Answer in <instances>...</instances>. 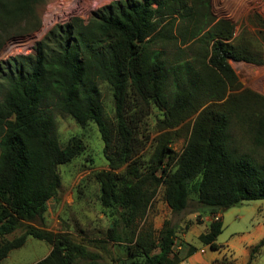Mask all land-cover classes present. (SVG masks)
Segmentation results:
<instances>
[{"label": "trees", "instance_id": "1", "mask_svg": "<svg viewBox=\"0 0 264 264\" xmlns=\"http://www.w3.org/2000/svg\"><path fill=\"white\" fill-rule=\"evenodd\" d=\"M39 2L0 0V47L10 36L27 32L28 14L35 13ZM234 31L232 22L213 17L211 0H117L87 23L73 17L56 25L36 44L33 55L0 62L5 89L0 100V238L29 223L20 236L0 241V262L32 237L52 247L36 264H101L113 254L110 244L123 254L110 257L118 264H179L197 247L184 243L187 251H176L177 231L167 222L158 232L151 226L140 228L160 186L174 214L184 212L194 200L199 213L214 217L198 240L218 250L217 238L224 228L220 212L264 200V167L230 149L234 115L255 144L264 146V113L248 111L253 104L264 109V98L248 90L237 95L240 86L226 62L227 57L251 63L262 59L234 43ZM196 41L195 65L201 71H193L191 63L163 58L161 50L168 46ZM171 75L174 86L168 92ZM100 82L113 91L114 129L105 120ZM207 93L223 103L202 109ZM141 104H153L163 112V129L179 126L202 109L181 154L159 143L148 164L134 159L136 119L129 111ZM55 111L81 126L95 123L104 142L110 170L96 173L95 179L101 205L113 220L105 239L98 241L105 256L68 233L32 225L44 221L48 201L58 195V167L84 151L78 137L60 144Z\"/></svg>", "mask_w": 264, "mask_h": 264}, {"label": "rangeland", "instance_id": "2", "mask_svg": "<svg viewBox=\"0 0 264 264\" xmlns=\"http://www.w3.org/2000/svg\"><path fill=\"white\" fill-rule=\"evenodd\" d=\"M117 0H40L36 5L35 13L28 14L25 32L22 35H12L0 47V62L8 61L19 55H33L34 48L44 36L56 25H63L73 17H78L87 23L93 15L105 6ZM211 13L215 19H225L235 25L234 43L248 49L253 56L262 59V63H251L244 60L226 58V62L237 78L240 89L237 95L251 91L264 98V0H211ZM39 21V23H38ZM39 25L37 29L34 27ZM34 28V29H32ZM31 29V30H29ZM199 43L196 41L186 46H168L161 50L163 58L171 63L188 62L193 65V71H201L199 64L195 65L196 54L199 52ZM161 49L160 46L156 48ZM168 92L173 89V75L170 76ZM0 82V100L5 94ZM105 120L111 128H115V105L111 87L100 82L98 85ZM232 92H229V94ZM227 94V95H229ZM203 107L210 104H221L211 93L202 96ZM141 108L130 110L131 117L136 119L132 124L136 129L137 154L135 160L143 165L150 162L154 156L157 144L163 143L173 150L176 155L183 152L198 117L191 115L182 124L175 128L163 129V112L153 104H141ZM251 114H263L260 105H251L248 108ZM56 135L61 145H65L72 137H78L84 145L83 153L72 162L58 167L61 176V186L56 198L47 203V213L44 221L36 220L33 226L44 228L54 233H68L74 241L84 244L92 252H106L99 247L98 241L105 239L108 227L112 226V217L109 209L103 208L100 202V184L95 175L101 171H108V161L104 155V142L95 123L85 126L79 125L71 116L61 112H54ZM230 149L238 154H247L255 159L259 166L264 167V146H257L253 135L248 134L239 123L236 115L232 117L230 125ZM125 168V167H124ZM124 168L117 171H123ZM164 187L160 186L149 207L146 219L140 222L142 226L152 227L158 232L167 222L177 231L175 250L185 253L184 243L200 247L199 233H204L213 216L199 213L194 204L181 214H174L163 198ZM192 198L195 197L192 195ZM223 232L217 238L218 244L239 242L244 236L259 242L258 227L264 226V200L245 201L223 211ZM29 223L12 234L0 238V241L13 240L20 236ZM182 245V250L177 247ZM49 244L29 237L25 245L13 250L9 258L0 264H36L37 260L45 255ZM112 257L120 252L110 244ZM107 255V254H106ZM182 255V254H181ZM110 255L102 259L103 263L111 264ZM252 264H264V243L258 247L256 260Z\"/></svg>", "mask_w": 264, "mask_h": 264}, {"label": "crops", "instance_id": "3", "mask_svg": "<svg viewBox=\"0 0 264 264\" xmlns=\"http://www.w3.org/2000/svg\"><path fill=\"white\" fill-rule=\"evenodd\" d=\"M258 232L259 237L261 238L259 242L250 240L248 236H244L237 243H217L220 246L218 250H213L210 248V246H204L200 243L201 245L200 247H197V251L192 255L186 257L179 264H252L256 260L258 247L264 243V226L258 227ZM201 234L202 233H199L198 237ZM177 249L182 250V247H177ZM51 250L52 247L49 245L45 255L39 258L37 262L46 258L51 253ZM8 258L9 255L6 259ZM100 263L105 264L102 260H100ZM111 264L118 263L113 262Z\"/></svg>", "mask_w": 264, "mask_h": 264}, {"label": "water", "instance_id": "4", "mask_svg": "<svg viewBox=\"0 0 264 264\" xmlns=\"http://www.w3.org/2000/svg\"><path fill=\"white\" fill-rule=\"evenodd\" d=\"M222 213H223V211L220 212V214H222Z\"/></svg>", "mask_w": 264, "mask_h": 264}]
</instances>
